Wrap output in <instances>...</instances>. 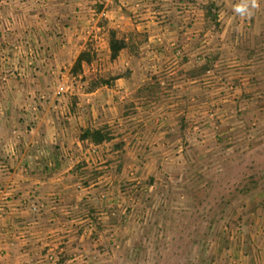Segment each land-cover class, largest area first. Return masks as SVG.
Returning a JSON list of instances; mask_svg holds the SVG:
<instances>
[{
	"label": "rangeland",
	"instance_id": "rangeland-1",
	"mask_svg": "<svg viewBox=\"0 0 264 264\" xmlns=\"http://www.w3.org/2000/svg\"><path fill=\"white\" fill-rule=\"evenodd\" d=\"M25 1L15 0L13 6ZM210 1L198 0L186 8V28L177 30L172 48L155 47L144 33L146 40L136 37L135 51L112 60L100 45L106 38L108 47L109 34L104 38L98 33L81 40L83 48L69 52L70 58L63 56L66 67L54 84L58 97L64 94L80 103L79 96L101 79L133 72L146 75L142 87L154 84L156 92L145 90L120 105L107 95L126 123H113L118 117L109 115L105 125L113 140L100 153L101 165L82 172L79 167L72 176L75 222L63 233L72 240V252L69 259L55 260L52 251L45 263L264 264V29L253 42L246 29L251 25L242 22L236 40L229 34L228 20L221 19V1L215 0L216 21L205 17ZM99 5L93 6L96 17L102 11ZM82 7L75 4L74 17L84 16ZM69 19L61 20V27L68 28ZM158 21L165 24L167 19ZM258 21L264 26V18ZM103 23L94 20L91 25L102 32L97 28ZM84 50L93 59L73 76V64ZM10 54L0 53V85L19 77L15 66L7 65ZM209 54L216 56L213 67L189 76ZM27 56L30 62L38 58L36 50ZM142 59L151 65L137 66ZM182 79L190 81L186 92L177 86ZM60 86L64 92L58 95ZM251 181L256 182L252 191L243 193ZM42 209L31 211L42 214Z\"/></svg>",
	"mask_w": 264,
	"mask_h": 264
},
{
	"label": "crops",
	"instance_id": "crops-1",
	"mask_svg": "<svg viewBox=\"0 0 264 264\" xmlns=\"http://www.w3.org/2000/svg\"><path fill=\"white\" fill-rule=\"evenodd\" d=\"M14 1L3 0L0 10V53L11 52L7 65L15 66L19 76L0 85V264H47L52 251L57 255L55 260L69 259L72 252V240L69 234H63L75 222L72 176L79 167L82 172L100 166V153L107 146L106 142L95 145L81 140L82 131L105 125L112 115L118 117L113 123H126L113 97L120 100L117 105L138 99L137 92L148 80L146 75L138 77L133 72L116 79L112 88L104 86L82 93L79 103L77 98L64 94L58 97L54 92L56 75L66 67L63 56L68 59L69 52L81 50L85 43L80 46V42L87 36L101 33L105 38L111 29L127 40L132 34L146 33L155 47L172 48L177 30L186 28V8L198 4V0H26L15 7ZM219 1L221 19L228 20L229 34L236 40L242 35V22L251 25L246 29L253 42L262 36L264 26L258 20L264 18V0H255V7L252 0ZM80 3L84 16L74 17L71 10ZM97 3L103 5L98 17L93 9ZM86 4L88 7H84ZM191 12L202 16L201 11ZM161 18L167 19L165 24V20L158 21ZM63 19H69L66 29L59 24ZM73 19L77 23H72ZM101 19L104 26L97 30L102 32L94 31L92 21ZM167 36L170 40L164 42ZM105 39L102 42L100 38V45L110 52ZM34 50L38 58L30 62L27 55ZM143 62L151 65L142 59L137 66ZM185 68L184 64L178 70ZM188 82L178 81L181 92H186ZM110 93L113 100L108 99ZM37 206L43 207L42 214L31 211ZM60 246L63 248L57 251Z\"/></svg>",
	"mask_w": 264,
	"mask_h": 264
},
{
	"label": "trees",
	"instance_id": "trees-1",
	"mask_svg": "<svg viewBox=\"0 0 264 264\" xmlns=\"http://www.w3.org/2000/svg\"><path fill=\"white\" fill-rule=\"evenodd\" d=\"M102 7V6H101ZM99 7V10L101 9ZM217 3L213 0L209 2V4L205 7V17L207 19L216 21L217 19ZM218 25V24H217ZM144 36L146 40V34L144 33H136L130 35V38L127 40L125 36L118 35L115 30L109 31V49H110V58L112 60H116L120 57V54L124 51H135L138 47V42L135 41L136 37ZM123 52V53H124ZM216 56H213L212 54L206 55L203 59L204 63H202L200 66L196 67L190 73L188 74L191 77H196L202 75L207 70L211 69L214 64V59ZM93 59V56L90 54L88 50L82 51L77 59L75 60L73 67L71 69V75L75 76L82 72L83 65L86 63H90ZM128 75H119L112 79H101L99 84L100 85H113L112 81H115L116 79L127 77ZM92 86L90 89H88L86 92H93L94 90L98 89L100 85ZM154 84H147V86L142 87L137 93V97L139 94H142L145 92V90H148L149 93H155ZM80 139L84 141H89L90 143H93L95 145L102 144L104 142H108L113 140V135L108 129V126L106 125H100L96 128L94 127H88L84 129L80 135ZM251 186H245L243 189V193L248 194L252 191V186L256 184V182H250Z\"/></svg>",
	"mask_w": 264,
	"mask_h": 264
},
{
	"label": "built area",
	"instance_id": "built-area-1",
	"mask_svg": "<svg viewBox=\"0 0 264 264\" xmlns=\"http://www.w3.org/2000/svg\"><path fill=\"white\" fill-rule=\"evenodd\" d=\"M62 92H64V87H63V86H60V87L58 88V92H57V94L59 95V94H61ZM37 209H39V208H37Z\"/></svg>",
	"mask_w": 264,
	"mask_h": 264
},
{
	"label": "clouds",
	"instance_id": "clouds-1",
	"mask_svg": "<svg viewBox=\"0 0 264 264\" xmlns=\"http://www.w3.org/2000/svg\"><path fill=\"white\" fill-rule=\"evenodd\" d=\"M252 3H253V6L255 7L256 6L255 0H252ZM237 10H239V9H237Z\"/></svg>",
	"mask_w": 264,
	"mask_h": 264
}]
</instances>
